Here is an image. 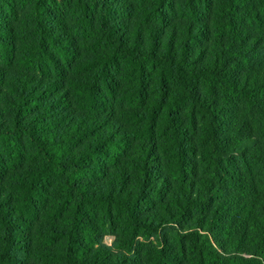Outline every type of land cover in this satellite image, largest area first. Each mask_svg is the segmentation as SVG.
Here are the masks:
<instances>
[{"label":"trees","instance_id":"1","mask_svg":"<svg viewBox=\"0 0 264 264\" xmlns=\"http://www.w3.org/2000/svg\"><path fill=\"white\" fill-rule=\"evenodd\" d=\"M0 264H264V0H0Z\"/></svg>","mask_w":264,"mask_h":264},{"label":"rangeland","instance_id":"2","mask_svg":"<svg viewBox=\"0 0 264 264\" xmlns=\"http://www.w3.org/2000/svg\"><path fill=\"white\" fill-rule=\"evenodd\" d=\"M107 243H111V239L110 238H107Z\"/></svg>","mask_w":264,"mask_h":264}]
</instances>
